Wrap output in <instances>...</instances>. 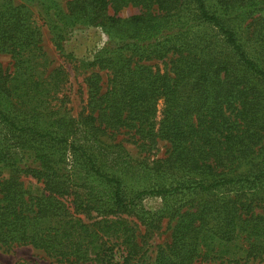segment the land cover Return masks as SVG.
<instances>
[{"label": "trees", "instance_id": "16d2710c", "mask_svg": "<svg viewBox=\"0 0 264 264\" xmlns=\"http://www.w3.org/2000/svg\"><path fill=\"white\" fill-rule=\"evenodd\" d=\"M66 4L0 0V52L13 60L11 70L0 62V173L11 169L0 179V244L80 264L264 258V0ZM129 5L139 12L119 16ZM36 13L62 53L77 26L107 36L79 60L90 72L77 117L63 108L69 72L51 67ZM119 133L170 149L153 166L133 163L116 150ZM233 184L242 190L216 194ZM147 197H161L163 213ZM162 216L175 221L171 241L150 250L139 223L156 229Z\"/></svg>", "mask_w": 264, "mask_h": 264}, {"label": "rangeland", "instance_id": "374dc122", "mask_svg": "<svg viewBox=\"0 0 264 264\" xmlns=\"http://www.w3.org/2000/svg\"><path fill=\"white\" fill-rule=\"evenodd\" d=\"M27 1V0H17ZM65 8L68 0H58ZM16 3V0H14ZM31 2V1H30ZM32 4V3H31ZM30 5V4H29ZM35 11L41 10L40 6L35 3V6L30 5ZM38 9V10H37ZM39 12V11H38ZM113 13V10H110ZM139 12V8L133 5L124 7L118 13L119 16H130L131 14ZM36 20L42 30V45L43 48L51 60V67L62 65L69 72V82L67 83L65 93L67 95V101L63 108H66L68 113L72 116H78L82 107L87 102L88 87L85 77L88 75L90 70L87 72L84 68H80L79 60L89 59L93 54L101 48L106 40L107 36L100 26L97 25H86L77 26L64 41L65 51L62 53L56 49L53 41V34L48 25L45 24L44 19L41 15L36 13ZM251 19H247L245 24L250 22ZM68 55H71L69 57ZM0 62L5 69L11 70L13 67V60L11 54L7 52H0ZM104 76V87L106 85V74L103 71ZM114 143H119L121 146L116 147L122 149L123 154L131 159L133 163H148L150 166L154 165V161L158 158L165 157L170 149L168 141L159 140L158 143L152 147L142 148L136 143L134 138H131L126 133H119L115 135ZM119 149V150H121ZM11 169H4L0 173V179L6 178L10 175ZM27 185L34 188L37 184L36 180L30 176L24 177ZM241 191L242 187L239 185H227L221 187L216 194L222 196L224 194L233 195L237 191ZM148 210L158 211L163 213L161 209L165 207L161 197H147L143 203ZM257 212L264 215V204L256 209ZM162 215V214H161ZM160 226L156 229L146 228L145 225L140 224L138 226V235L143 236V239L147 241L146 248L151 247L150 250H154L157 244H166L171 241L172 227L175 221L170 222L169 218L162 216ZM153 248V249H152ZM122 254V250L117 251V257ZM212 260H197L193 264H264V258L250 259L248 261L241 260L240 262L230 261L223 253L217 254ZM222 256V257H221ZM0 264H80L66 261H58L54 257L46 255L41 249L35 248L31 244H16L10 247L0 244ZM91 264V263H89Z\"/></svg>", "mask_w": 264, "mask_h": 264}]
</instances>
